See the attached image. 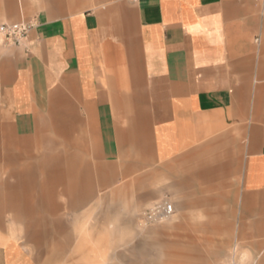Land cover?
Segmentation results:
<instances>
[{"label": "crops", "instance_id": "obj_1", "mask_svg": "<svg viewBox=\"0 0 264 264\" xmlns=\"http://www.w3.org/2000/svg\"><path fill=\"white\" fill-rule=\"evenodd\" d=\"M64 4L0 0V23H37L22 46L0 45V150H24L4 153L6 192L20 193V164L39 165L21 142L48 119L54 139L77 151L44 156L65 160L47 169L62 193L90 197L72 193L69 166H144L146 180L156 166L175 175L178 214L208 213L232 259L264 264V0H135L64 16L36 8ZM4 230L0 264H38Z\"/></svg>", "mask_w": 264, "mask_h": 264}, {"label": "rangeland", "instance_id": "obj_2", "mask_svg": "<svg viewBox=\"0 0 264 264\" xmlns=\"http://www.w3.org/2000/svg\"><path fill=\"white\" fill-rule=\"evenodd\" d=\"M62 1L64 5L36 8L64 16L135 2ZM259 45L264 46V36ZM49 131L48 119H42L34 138L21 142L41 159L34 162V165L39 164L35 166L20 164V193L14 196L18 201L17 209L16 205L9 204L14 197L4 189L8 183L14 184V178H7L4 173L0 175V226L8 233L13 231L19 244L20 240L25 241L38 264H227L232 259L231 246L222 244L223 236H217L216 231L208 228L212 220L208 213L194 217L192 207L177 213L175 175H162L156 172V166L152 167L147 180L144 166H69L72 193H90V197L80 202V198L62 193V186L49 176L47 169L48 165L63 164L65 160L45 157L65 158L66 152L76 154L77 151H66L64 144H59L64 135L54 139L55 134ZM6 136L10 145L20 146V137L12 133ZM52 139L58 141L57 148ZM23 152L10 148L0 150V156L4 153L20 156ZM95 153L90 150L89 154V161L94 163L98 161ZM4 158L0 164L5 163ZM162 201L173 205L172 215L162 221L149 219V210ZM194 223L205 228L194 231ZM161 227L165 229L159 236H145L146 231ZM235 260L241 263L240 256Z\"/></svg>", "mask_w": 264, "mask_h": 264}, {"label": "built area", "instance_id": "obj_3", "mask_svg": "<svg viewBox=\"0 0 264 264\" xmlns=\"http://www.w3.org/2000/svg\"><path fill=\"white\" fill-rule=\"evenodd\" d=\"M36 20L30 19L20 22L0 23V44L6 47L22 46L28 38L29 33L36 26ZM173 213V205L168 201H162L155 204L148 213L149 219L168 218ZM227 264H242L232 259Z\"/></svg>", "mask_w": 264, "mask_h": 264}, {"label": "bare ground", "instance_id": "obj_4", "mask_svg": "<svg viewBox=\"0 0 264 264\" xmlns=\"http://www.w3.org/2000/svg\"><path fill=\"white\" fill-rule=\"evenodd\" d=\"M160 221H162V219Z\"/></svg>", "mask_w": 264, "mask_h": 264}]
</instances>
